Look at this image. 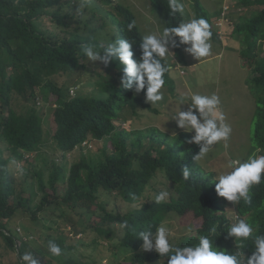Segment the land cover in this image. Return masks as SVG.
Returning a JSON list of instances; mask_svg holds the SVG:
<instances>
[{
  "label": "trees",
  "instance_id": "trees-1",
  "mask_svg": "<svg viewBox=\"0 0 264 264\" xmlns=\"http://www.w3.org/2000/svg\"><path fill=\"white\" fill-rule=\"evenodd\" d=\"M150 4L159 14L166 7V0H150ZM262 11L261 31L254 34V39L261 38L263 48L264 9ZM44 18H47L49 28H43ZM132 22L135 26L129 30L128 25ZM52 27L58 31L55 33ZM139 29L129 7L112 4L109 0H0V237L4 241L0 244L1 251L8 248L20 254L34 252L31 241L18 237L11 221L23 212L29 213L35 221L43 219V211L50 206L59 208V215L65 220L78 214L79 218L74 219L71 226L74 229L80 227L82 233L91 235L86 240H78L77 245L66 244L63 232L54 231L59 236L56 239L45 235L44 242L54 240L63 249L59 264H96L106 250L97 249L102 246L99 241L110 245L117 233L115 221L120 216L135 229L138 225L148 228L155 219L164 217L168 207L154 203L147 190L149 182L159 179L157 185L149 187L153 192L177 190L186 161L179 158L184 154L176 149L180 146L188 151L189 146L174 142L170 135L157 128L118 130L116 124L125 123L127 114L133 117L139 108L154 109L142 100L143 92L136 95L120 86L123 66L117 60L105 66L89 61L82 53L84 44L93 43L102 51L117 37L128 39L136 47L143 36ZM134 51L139 56L138 48ZM256 68L260 72L257 80L264 81L262 59ZM86 77L93 80L95 93L87 97L70 96V87H76V80ZM73 82L75 85H71ZM258 86L264 94V85ZM168 87L172 91L173 86L168 83ZM40 99H49V107L55 105L49 108L55 124L52 134L44 131L39 122L37 105ZM163 113L170 114L168 110ZM261 135L264 138V132ZM85 140L102 143L98 149L100 156L81 155L80 160L70 166L68 175L53 161L46 177V185L52 193L45 192L41 200L34 202V176L44 186V175L42 171L26 174L27 169L34 171L35 164L25 155L32 152L41 156L46 149L69 153ZM19 161L27 163V169H22L20 176L22 184L13 177ZM59 186L63 188L59 190ZM252 191L253 202L264 209L260 186ZM145 193L149 194L148 201L134 203ZM101 194L114 198L121 196L131 205L125 210L115 205L109 208L108 201L100 199ZM93 204L95 209L90 208ZM37 211L40 212L38 216ZM195 214L201 216L197 211ZM262 216L264 213L257 221ZM205 222L208 223L207 218ZM22 228L23 236H33V230ZM128 235L130 240L137 237L131 232ZM42 236L38 235L37 240ZM115 248L113 256L123 257L124 253ZM36 252L43 254L39 246ZM146 260L135 256L124 261L126 264H143ZM17 263L20 264L18 257ZM0 264L5 262L0 261Z\"/></svg>",
  "mask_w": 264,
  "mask_h": 264
},
{
  "label": "clouds",
  "instance_id": "clouds-1",
  "mask_svg": "<svg viewBox=\"0 0 264 264\" xmlns=\"http://www.w3.org/2000/svg\"><path fill=\"white\" fill-rule=\"evenodd\" d=\"M109 1L112 4L119 2ZM148 1L150 3V0ZM262 1L166 0V7L162 8L161 13L158 14L152 9L156 14L163 16L166 26L145 35L140 32L143 36L138 46L134 47L131 41L123 37L113 39L102 51L97 50L93 43L82 45L84 56L91 62H101L108 66L113 60H117L123 66L120 71V86L136 95L143 92L142 100L155 112L159 111L154 105L164 100V93L166 99H173L167 94L172 95L175 88L170 73L173 69H179V74L184 76L181 64H187L193 73H196V67L220 61L224 53L230 52L235 54L238 64L245 69L240 85L227 79L223 83L218 80L216 85L207 80L192 90L190 100L184 95L177 97V103L181 107L177 114L168 111L170 114L167 117L178 129L188 132L173 139L174 142L183 143L184 147L189 146L188 151L180 146L176 149L184 154V157L179 158L186 161L181 169L177 190L171 193L169 190L153 192L149 187L152 184L157 185L159 179H152L147 190L150 191L154 203L168 207L164 217L161 220L155 219L148 228L137 224L135 229L123 219L124 216H120L119 220L115 221V239L109 242V246L102 241L101 245L105 247L106 252L97 259L100 263L104 258H111L113 261L106 264H126L124 260L137 256L147 259L143 264H264V216L257 221L264 209L252 199V188L260 186L264 201V138L261 135V132H264V94L258 86L264 85V81L257 80L260 72L256 68L260 59L264 61V55H261L264 47L259 48L261 38L251 40L245 37L246 40L241 41L236 29L240 22L246 21L254 27L253 33L261 31L262 24H256H260L264 9ZM205 2L211 7H206ZM225 2L227 6H224ZM119 3L130 9L131 6L126 4L135 7L132 0H122ZM134 26L135 22L129 23V30ZM137 48L139 56L134 51ZM170 53L174 54L171 62L168 61ZM255 59H258V62H255ZM168 83L173 86L172 91L169 90ZM79 86L80 83L76 87H70L69 95L77 96L73 94ZM215 87L220 91L215 93ZM208 88L211 89L210 93L207 92ZM224 92L228 94L225 100ZM246 98L251 108L236 119L235 111L246 106ZM185 104H188L187 110H182ZM257 111H260L259 116ZM148 128H157L167 133L158 127ZM231 133L243 134L248 139L249 148L246 149V154H241L240 146L227 144ZM87 141L75 145L72 152L65 154L62 151H51L49 155L50 150L48 153L44 150L41 156L32 152L25 155L30 163L35 164L34 174L42 171L44 175V186L34 176L38 184V189H34L37 201L44 197L45 192L52 193V189L46 185L52 162H57L59 169L62 168V173L68 175L70 166L77 163L78 157L83 154L80 153L69 168L66 166L68 162L63 165L59 163ZM222 141V151L228 160L224 170L214 172L201 168L199 161L207 158L213 146ZM59 158L60 162L57 161ZM32 185L35 188L34 184ZM148 195L145 193L134 203L148 201ZM117 198L125 201L121 196ZM130 205L127 203L126 209H129ZM50 207H46L43 213L46 214ZM108 207L110 208V205ZM90 208L96 207L93 204ZM195 211L201 216H197ZM173 216L181 218L182 227L177 231L166 223ZM14 229L18 237L25 239L24 231L22 235L19 227ZM121 229L122 231L118 232ZM128 232L137 237L128 239ZM35 236L36 233L33 232V236L26 239L35 242ZM31 242L30 247L34 252L14 253L20 264H41L39 258L35 259L34 256H46L54 260L48 256L47 251L54 257L63 254V249L54 240H46L44 244L39 242L43 246H39L43 254L37 253L38 246H32ZM115 247L120 253H124L123 257L113 256Z\"/></svg>",
  "mask_w": 264,
  "mask_h": 264
},
{
  "label": "rangeland",
  "instance_id": "rangeland-1",
  "mask_svg": "<svg viewBox=\"0 0 264 264\" xmlns=\"http://www.w3.org/2000/svg\"><path fill=\"white\" fill-rule=\"evenodd\" d=\"M122 0H119V2H121ZM135 2V7H133L132 4H126V5H130L131 6V11L134 13L135 15V20L136 23H138L139 27H140V32L145 35L150 31H157L158 29L166 26L165 21L163 19V16H160L158 14H156L153 10H154V5H153V10L151 8V4L149 3L148 0H132ZM143 1V2H142ZM118 2V3H119ZM125 2H127V0H125ZM153 4V3H152ZM204 5L208 8L211 7V5L208 2H205ZM228 4L225 2L224 6H227ZM187 19V18H185ZM261 24L257 23L256 26H259ZM42 26L43 28H49V24L47 22V18L43 19L42 22ZM53 29L52 31H55V33L58 31L55 28H51ZM237 32L240 34L241 36V41H245L246 38L247 39H253L254 38V27L245 22H240L237 26H236ZM257 33H259L257 31ZM262 34V33H261ZM246 37V38H245ZM261 43V42H260ZM259 43V48L262 47L263 44L260 45ZM183 49V46H182ZM83 53V52H82ZM259 54V52H258ZM173 53H170L168 56V61L171 62L173 61ZM261 55H264V51L262 52ZM202 59V58H201ZM199 59V60H201ZM198 60V61H199ZM255 62H258V59H255ZM90 68V67H88ZM181 68L184 71L185 75H180L179 74V69H173V72L170 73L171 77H172V84L175 85L174 90L172 91V95H170L169 93L168 96L169 97H173V99L168 100L166 99V95L164 93V103L162 104V102H160L159 104L154 105V108L157 109L159 112H155V111H147L145 109L139 108L138 109V114L130 117L129 114H127V120L124 124H121V126L119 125L120 123H117V127L118 130L120 128L125 129L126 131H130V130H138V129H145L148 127H158L161 129H164L168 135H170L172 137V139H176L178 138L180 135L184 134V133H188L185 132L181 129H178L176 124L173 123L172 121L169 120V118L164 115L163 111L164 110H168L170 113H175L177 114V112L179 111L181 105L179 103H177V97L184 95L185 97H188V99L190 100V94L193 92L192 90L196 89L197 87H199L202 83H205L207 80H209V82H213L214 85H216V83L218 82V80H221V82L223 83L225 81V79L239 84L240 85V81H241V76H243V71L245 70L244 68L240 67V65L238 64L237 60H236V56L233 53L227 52L223 54V58L220 61H214L212 63L206 64L199 67L195 68L196 73H193V70L191 67H189L187 64H181ZM202 70V72H201ZM75 82V81H74ZM74 82L71 85H75ZM80 83L79 88L74 92L73 95H81V96H92L93 93H95V87H94V83L93 80L89 77H86L85 79H77L76 83ZM171 85V83H169ZM213 90H215V93H217V91L219 92V88L215 87ZM162 91H164V89H162ZM211 89L208 88L207 92L210 93ZM46 95L41 96V97H46ZM228 94L226 92H224V98H227ZM50 99V97H48ZM47 99L46 101H44L43 99L39 100V104L37 105V109L39 110V122L42 125V128L44 131H47L48 133L52 134L55 131V124L53 121V118L50 116L49 114V108H53L49 107L50 104V100ZM247 99V98H246ZM225 100V99H224ZM187 106L188 104H185L184 106H182V110H187ZM163 107V108H162ZM250 102L247 99V104L245 107H241L239 109H236L235 113L236 116L235 118L238 119L244 112L245 110H247L249 112L250 110ZM223 144L224 142H220L216 145L213 146L212 151L209 153L208 157L200 160L199 161V165L201 168L203 169H211L214 172H219L224 170L225 165L228 163L227 157H225V155L223 154ZM227 144L229 146H233V145H238L241 147L242 151L241 154L244 155L246 154V149L249 148V141L248 139L243 135H237L234 133H231V136L229 138V140L227 141ZM102 146L101 142H97V141H87L84 144H81V147L78 149H76L73 153H71L70 155H66V160H63L62 162H60V158L57 159V161H59L61 165L65 164L68 162V164L66 165L69 168V165L75 161L77 159V157L79 156L80 153L82 154H88L91 155L92 157H98L100 156L99 153V148ZM108 148H111L110 145H108ZM46 152L48 153L49 150H46ZM51 154V151L49 152V155ZM6 156V155H5ZM4 156V157H5ZM78 160H80V157H78ZM32 162V161H31ZM22 169H27V164L26 163H22V162H18L16 164V169L14 171L13 177L17 182L20 184L21 182V173H22ZM26 174L28 175L30 174H34L32 170H25ZM26 178L28 179V176H26ZM23 182V181H22ZM21 182V184H22ZM29 183V182H28ZM33 184L35 186L34 189H38V184L36 182V179L33 181ZM63 187L59 186V190H61ZM50 193V192H49ZM35 200L34 202H37L36 197H34ZM100 199L104 200V201H108V204L110 206H117L120 208H124V210L128 207L127 203L125 201H123L121 198H114V197H110L108 195H104L101 194L100 195ZM116 199V200H114ZM137 206V205H136ZM56 208V207H55ZM137 208V207H136ZM53 207H50L46 212L45 216L43 219H38V220H33L32 216L26 212L23 213H19L18 215H16L12 222V227H19L21 230V234L23 235V228L22 227H26L29 230H33L36 233V238L38 235L44 234L41 238V240H37L35 242H31L32 246H41V244H44V237L45 235L49 236L52 239H56L59 238V236L57 235V233H55L54 231H59V232H63L64 236L66 238V244H73V245H77L78 240L81 239H87V237L89 236L91 238V235H89V232H85L82 233L81 232V228L77 227V229H74L71 226V222H73L74 219H78L79 215L75 214L72 215L73 217L71 219H64L60 217V209H54ZM38 212V211H37ZM124 212V211H123ZM40 212L37 213L36 216L39 215ZM5 222V221H2ZM91 223L92 220H91ZM166 223L173 228L174 231L179 230L182 227L181 224V218L179 216H173L171 217L169 220L166 221ZM52 227V228H50ZM75 232H74V231ZM77 232V235H75V233ZM181 233V232H180ZM93 235V233H92ZM26 239V237H24ZM24 239V240H25ZM20 240V239H19ZM36 240V239H34ZM19 242V241H17ZM40 242V243H39ZM0 244H4L3 238L0 237ZM100 244H103L102 241H100ZM43 247V246H41ZM97 249H101L104 250L103 246H98ZM106 252V251H105ZM14 251L10 250L7 248V250L5 251H1L0 250V261L5 262V264H18L17 263V256L14 255ZM78 253H81V251H79ZM47 254L49 257H51L54 260H51L48 257H44L41 258L39 256H35V258H39V260L41 262H49L51 264H59L62 260L60 257H54L52 256L48 251ZM4 256V257H3ZM95 256L98 257V253H95ZM48 259V260H47ZM100 260L97 261L96 264H106L108 262L113 261L111 258H104L102 259V262H99Z\"/></svg>",
  "mask_w": 264,
  "mask_h": 264
}]
</instances>
